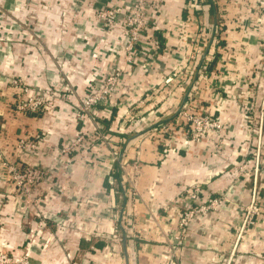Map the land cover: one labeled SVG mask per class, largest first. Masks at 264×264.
Instances as JSON below:
<instances>
[{
    "label": "built area",
    "instance_id": "1",
    "mask_svg": "<svg viewBox=\"0 0 264 264\" xmlns=\"http://www.w3.org/2000/svg\"><path fill=\"white\" fill-rule=\"evenodd\" d=\"M169 1L171 0H115L94 9L89 18L97 28L96 35L100 40L106 41L107 49L115 51L110 56V61L114 64L108 65L103 78L88 88L83 105L73 107L72 119L75 125H82L76 135L65 138L62 146L52 150L53 160L50 165L44 166L40 159L44 138L16 131L11 134L6 125L0 126V189L5 188L6 191V194L0 196V205H14L11 217L24 218L20 228L25 231L27 240L22 257H14L3 240L6 221L0 217V264H29L31 257L42 251L44 244L40 242L38 234L46 230L50 234L44 243L55 244L62 250L65 243L58 235L72 234L88 242L92 240V236L108 241L103 231L101 232V222H116L112 208L105 209L103 214L99 213L94 201L99 199L98 196H89L87 203H83L79 194L68 192L56 182L55 177L57 174L62 177L71 176L74 172L72 164L78 161L79 164H90L89 168L96 176L111 178L115 170L114 162L119 155H102V147L109 137L94 119L96 112L99 113L101 108L107 110L114 104L116 97L140 94L135 103H128L123 111L125 120L132 126H137L138 119L142 117L139 112H134V108L137 110L141 107L146 112V100H159L163 105L169 106V103L177 99L179 103L176 106V119L171 120L172 123L175 122L174 130L169 125L151 123L156 121L153 118L146 124L149 130L144 139L158 144H164L165 140L169 143L179 139L180 148L191 144L196 147L205 144L207 160L223 159V148L227 146L223 139L227 136L228 129L215 117L213 111L219 112V115L226 112L229 103L236 99L233 92L243 91L242 86L246 80L243 76L236 79L234 72L250 66L241 57L255 52L261 60L255 69H264V35L258 37L253 33L264 23V0H180V15L174 17L170 16L166 7ZM232 8L236 17L229 14ZM0 19L3 20L0 31L5 28L8 33L30 31L39 34L41 31L39 25L32 29L36 31L33 32L14 17L2 13ZM159 20L163 22L162 34L167 33L164 37L173 38L176 42L174 45L164 46L165 69L155 71L151 66L159 63L158 51L162 44L160 32H156L160 30ZM229 23L235 26L230 27ZM83 32L79 30L77 38H83ZM30 40L34 38L30 36ZM118 43H121L120 48L116 46ZM115 56L118 59L116 57L114 60ZM77 60L79 59L74 54L58 59L60 68L57 76L59 82L66 83V87L41 88L30 85L21 76L9 78V74H0V78H4H1L2 83L13 88L14 114L25 116L53 109L55 101L71 91L68 89L71 82L69 74L74 71L71 63ZM8 62L13 64V60ZM130 70L132 74H135V70L148 72L156 78V83L143 87L140 82L130 90L124 80V75L130 74ZM259 84L256 81V85ZM178 92L181 93L178 96L180 100L177 98ZM210 106L215 109H210ZM143 116L148 117L147 113ZM257 118L259 140L252 149L245 146L249 152L244 153L242 164L232 166V174L226 179L227 187L224 190L213 191L212 195L217 193V196L213 197L209 193L203 199L206 192L204 193L202 184L203 181L209 183V178L191 180L183 186L185 196L171 235L170 252L162 256L164 264H177V255L188 231L202 216L222 210L232 212L237 208L241 216L238 230L240 236L247 228L254 227L262 220L264 199L259 195L258 182L264 176V142L260 140L264 133V111ZM207 140H211V143L206 144ZM193 148L192 151L187 150L186 155L192 156ZM173 153L177 158L180 156L177 152ZM119 158L126 159L127 155L122 154ZM125 163L127 166L119 167L122 171V185L131 199H135L143 176V165L137 159H133L131 167H128V162ZM246 178L249 181L250 178L253 179L252 193L251 199L243 203L241 192L245 188ZM65 198L73 205L72 209L51 207L52 203ZM92 225L96 227L90 232ZM114 250V247L105 246L106 260L114 256ZM232 257L226 264L231 263Z\"/></svg>",
    "mask_w": 264,
    "mask_h": 264
},
{
    "label": "crops",
    "instance_id": "2",
    "mask_svg": "<svg viewBox=\"0 0 264 264\" xmlns=\"http://www.w3.org/2000/svg\"><path fill=\"white\" fill-rule=\"evenodd\" d=\"M111 1L115 2V0H0V13L14 17L28 26L31 31L36 25H39L41 30L39 34H35L30 31L8 33L7 28L1 29L0 73L2 75L13 71L33 86L52 89L66 87V83L59 82L57 76L60 68L58 59L66 58L71 54L79 59L71 63L74 71L69 74L70 93L63 92L65 94L55 101L53 109L25 116H16L5 109L0 110V119L6 120L5 127L9 133L13 134L15 131L29 133L31 136L45 139L41 144L40 159L46 167L52 163L54 152L52 150L62 146L65 138L76 135L82 125V123L75 125L72 119L73 107L83 105L88 95V88L103 78L102 75L108 65L114 64L112 60L110 61V56L115 54V51L110 52L107 49L106 41L100 40L96 35L97 28L89 18L95 8ZM166 7L171 17L180 15L181 1L171 0ZM229 14L231 16L234 14V17L237 15L233 8L230 9ZM2 21L0 19V24ZM159 22L160 30L156 32H160L162 44L158 51L159 63L151 66L155 71L165 69L164 46L174 45L176 42L173 38H165L167 33L162 34L163 22L162 20ZM229 26L235 25L229 23ZM166 27L169 28L168 25ZM79 30L85 33L81 39L77 38ZM229 33L233 32L229 31ZM253 33L262 37L264 23L260 24ZM30 36L34 40H30ZM108 39L107 36V41ZM116 46L120 48L121 43ZM116 57L118 59V56H115L114 60ZM12 60L13 64H9L8 61ZM130 71V74L124 75L125 83L130 90L140 82L143 87L156 83V78L148 72L135 70V74H132V70ZM236 73L238 76L246 75L244 70ZM180 94L177 93V98ZM139 95L137 93L116 97L111 107L107 110L101 108L99 113L96 112L95 122L103 127V132L109 137L102 147V155L106 157L119 155L114 162L115 170L111 178L96 176L90 170V164L83 165L78 161L72 164L74 172L71 176L62 177L57 174L55 177L56 182L68 192L79 194V199L83 203H87L89 196H98L99 199L94 201L99 213L103 214L105 209L112 208L116 222H101V232L103 231L108 241L92 236V240L88 242L72 234L58 235L65 243L62 250L55 244L44 243L50 234V231L46 230L38 234L44 247L39 254L31 257L29 264H164L162 256L170 252L171 235L177 223L178 212L182 208V198L185 196L182 191L183 186L191 180L209 178V183L203 181L202 184L203 191L206 192L203 196L205 199L209 193L212 195L213 191L224 190L227 187L226 179L232 174V166L242 164L243 155L248 151L244 145L239 146L229 142L223 148V159L207 160L205 144L198 147L191 144L189 147L180 148L179 139L169 143L165 140L164 144H158L153 140L146 141L144 138H147L149 130L146 124L153 118L156 121L151 123L169 125L174 130L175 122L172 123L171 120L176 119V106L179 102L176 99L166 106L159 100H146L148 105L146 112L142 111L141 107L137 110L134 108V112H139L142 117L138 119L137 126H132L125 120L123 111L128 103H135ZM2 99L6 100V96ZM209 108L215 109L213 106ZM226 112L219 115V112L213 111L215 117L227 126V118L232 120L236 115L230 110ZM146 113L148 117L144 118L143 115ZM9 116L17 119L16 125L20 129L11 128ZM231 124L227 126L229 134L232 130ZM192 148L193 155H186L185 152L192 151ZM49 151L52 152L51 155ZM173 152H177L180 156L177 158ZM122 154H128L127 158H119ZM133 159L140 160L143 165V176L138 184L135 199H131L125 192L122 185V171L119 168L121 165L127 166L125 162L131 167ZM252 180V178L250 181L247 178L244 180L245 188L241 192L243 203L251 199ZM258 185H260L259 195L264 199V176L259 178ZM0 192V196L6 194L5 188L0 189ZM212 196H217V193ZM52 206L55 209L73 208L66 198L52 203ZM13 209L12 203L6 206L0 205V217L6 221L3 240L9 246L10 253L14 257L21 258L27 246L26 233L20 228L24 218L11 217ZM262 216L260 222L254 227L247 228L241 236L238 234L241 216L237 208L232 212L222 210L202 216L188 231L176 263L226 264L233 256L230 264H263L264 211ZM94 227L96 226L90 227V232ZM105 246L115 248L114 256L108 260L104 257Z\"/></svg>",
    "mask_w": 264,
    "mask_h": 264
},
{
    "label": "rangeland",
    "instance_id": "3",
    "mask_svg": "<svg viewBox=\"0 0 264 264\" xmlns=\"http://www.w3.org/2000/svg\"><path fill=\"white\" fill-rule=\"evenodd\" d=\"M240 59L243 60L250 67H244L242 70L245 71L246 75L243 76L245 83L242 86V92H233L236 99L229 103L230 112L232 111L236 115L235 119L226 120L227 126L232 125L231 133L227 132V136L223 139V142L228 144L229 142L234 145H244L252 149L258 142V128L259 119L257 116L260 112L264 111V104L262 99L264 97V69L256 70L255 67L260 63V57L255 52H250L249 56H243ZM264 60V59H263ZM238 69L234 72L235 78H239L236 72H240ZM9 78H16V73L11 71ZM256 73L258 77H256ZM1 74V73H0ZM6 74V73H5ZM2 78V76H1ZM0 78V110H7L8 112H15L14 97L12 95L13 88L2 83ZM4 79V78H2ZM256 81L260 84L256 85ZM3 84V85H2ZM6 96V100L2 98ZM2 105V106H1ZM227 113V112H226ZM232 114V113H231ZM9 122L11 128L17 127V119L14 116H9ZM231 122V123H228ZM6 125L5 119H0V126ZM261 142H264V133L260 136ZM222 141V139H220ZM211 140H207L206 144H210ZM128 155V154H127Z\"/></svg>",
    "mask_w": 264,
    "mask_h": 264
}]
</instances>
